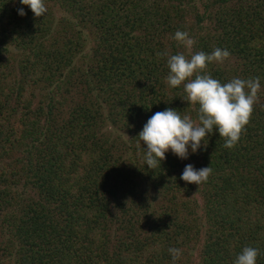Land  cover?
<instances>
[{"label": "trees", "instance_id": "trees-1", "mask_svg": "<svg viewBox=\"0 0 264 264\" xmlns=\"http://www.w3.org/2000/svg\"><path fill=\"white\" fill-rule=\"evenodd\" d=\"M44 3L35 17L0 0V264H173L169 248L175 264H233L245 247L264 264V0ZM216 48L230 56L205 74L260 81L239 141L214 129L148 168L138 135L154 113L198 123L161 54ZM187 164L207 181L181 180Z\"/></svg>", "mask_w": 264, "mask_h": 264}, {"label": "clouds", "instance_id": "clouds-1", "mask_svg": "<svg viewBox=\"0 0 264 264\" xmlns=\"http://www.w3.org/2000/svg\"><path fill=\"white\" fill-rule=\"evenodd\" d=\"M27 6L35 17L47 12L44 0H18ZM18 15H26L24 7L17 9ZM185 48L191 49L194 40L187 31H176L173 37ZM167 56V84L171 88L183 85L185 101L198 105V123L188 115L181 116L177 110L166 108L154 113L143 126L138 137L144 145L145 165L155 169L165 160L166 153H171L181 160L189 158L201 149L204 138L215 129L224 138L225 148H233L239 141L242 130L248 124L253 111L257 92L260 88L259 78L242 80L233 78L227 83L204 73V69L213 61L222 63L230 56L227 49L216 48L208 54L196 52L187 58L183 53ZM212 169L210 166L196 169L187 164L180 179L200 185L207 181ZM195 194V193H194ZM193 194V195H194ZM173 264L181 255L178 248H169ZM259 250L245 247L237 255L233 264H256Z\"/></svg>", "mask_w": 264, "mask_h": 264}, {"label": "rangeland", "instance_id": "rangeland-1", "mask_svg": "<svg viewBox=\"0 0 264 264\" xmlns=\"http://www.w3.org/2000/svg\"><path fill=\"white\" fill-rule=\"evenodd\" d=\"M40 98V97H39ZM103 133H106V136L107 135H111V136H115L116 134H114V130L108 125V124H106L103 128H102V130H101ZM197 197V199H198V201H199V203L201 202V199L198 197V196H196ZM162 204V202H160V205ZM200 245H202V243H200Z\"/></svg>", "mask_w": 264, "mask_h": 264}]
</instances>
